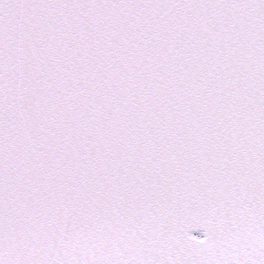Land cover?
<instances>
[{
  "label": "snow or ice",
  "instance_id": "snow-or-ice-1",
  "mask_svg": "<svg viewBox=\"0 0 264 264\" xmlns=\"http://www.w3.org/2000/svg\"><path fill=\"white\" fill-rule=\"evenodd\" d=\"M0 264H264V0H0Z\"/></svg>",
  "mask_w": 264,
  "mask_h": 264
}]
</instances>
